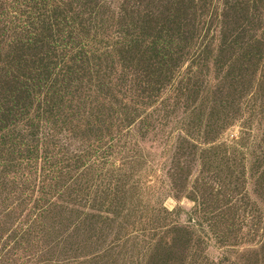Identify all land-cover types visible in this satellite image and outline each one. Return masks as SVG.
<instances>
[{"label": "trees", "instance_id": "trees-1", "mask_svg": "<svg viewBox=\"0 0 264 264\" xmlns=\"http://www.w3.org/2000/svg\"><path fill=\"white\" fill-rule=\"evenodd\" d=\"M0 47L7 85V102L0 108L6 107L4 114L12 121L4 129L14 128L1 137L14 157L5 168L21 175L30 168L27 181L42 194L34 201L35 221L42 222L37 219H45L60 200L66 211L97 212L93 230L100 220H120L119 231L127 251H137V264H201L207 249L199 238L188 239L193 248L188 255L178 261L171 257L177 229L186 240L196 227L176 226L174 214L163 205H127L128 190L122 188L139 190L148 199L164 191L158 189L164 180L142 157V149L131 148L134 128L143 132L148 109L157 110L145 122L158 118L165 127L183 108L179 164V157H188L183 147L188 140L195 142L193 149L212 145L237 121L229 116V105L244 111L243 103L249 109L264 103V0H0ZM212 104L222 105L216 115L222 119L214 122L212 114L204 119ZM260 115L249 116L264 119ZM88 128L97 130L95 143L72 151V141ZM253 133L243 124L241 142L253 139ZM143 166L146 175L155 173L153 181L131 183ZM107 168L115 184L101 192L91 176ZM183 173L174 167L165 174L176 193H182L178 184L188 177L187 170ZM256 175L255 186L262 190L264 175ZM198 195L203 202H197L196 215L205 207ZM256 223H264L261 215ZM256 248L264 252V240ZM256 264H264V258Z\"/></svg>", "mask_w": 264, "mask_h": 264}, {"label": "rangeland", "instance_id": "rangeland-1", "mask_svg": "<svg viewBox=\"0 0 264 264\" xmlns=\"http://www.w3.org/2000/svg\"><path fill=\"white\" fill-rule=\"evenodd\" d=\"M3 49L0 47V63L4 58ZM0 67L1 106L2 103L7 102V85L1 64ZM214 76L215 74L211 79ZM212 82V85H216V81L212 80ZM243 104L244 111L229 105L228 114L230 117L237 116V121L227 127L216 143L193 149L196 147L195 142L188 140L187 145H183L186 148L184 150H188H183L188 157H179V164L175 159L180 147L178 129L186 118L183 108L167 120L165 127L157 122L158 118L156 123L145 122L157 110L148 109L143 117V132L139 133L141 129L139 126L134 128L136 137L132 141L131 148H135L136 151L142 149V157L151 163L154 171H157L158 178L162 177L164 180L163 186L157 185L158 189L164 191L159 192L160 195H152V197L150 195L151 198L148 199L144 197L145 193L139 190L122 188L128 190V196L125 198L128 199L127 205L131 202L139 208L147 205H150V208L163 205L166 211L174 214L171 218L176 221V226L183 227L184 230H188V226L196 227L193 231L189 229L191 236L183 237L187 238L186 240H181L183 231L177 229L176 236L179 240L171 254V257H175L173 261H178L180 256L188 255L193 249L188 241L196 242L198 238L203 241V246L207 249L205 254L207 257L203 256L201 264H256L258 259L264 258V252L255 251L256 244L264 240V223L262 226L256 223L259 215L264 221V186L259 190L255 186L257 177H253V175L258 176L256 175L258 173L264 175V119L250 118L253 112L260 113V117L264 116V103L251 104L250 109L247 103ZM210 107L216 110L211 113ZM221 107L222 105L217 104L209 105L205 109L204 119L211 114L212 122L222 119L216 116L220 112L217 109ZM5 110L6 107L3 105L0 108V264H137V251H127L126 237H123L119 231L120 220L108 223L100 220V223L94 226V229L98 230H93L92 215H98L97 212H85L84 208L78 207L68 208L66 211L61 207L63 203L55 200L60 205L53 207L52 213L45 219H37L42 222L35 221L39 211L33 209L37 207L34 201L42 198V194L37 188L36 190L32 188L27 181L30 179L27 178L30 168L24 170L25 173L22 175L15 168H5L8 161L14 158L9 157L1 140L2 136L14 130L12 125H9L8 130L4 129L6 124L12 123L4 114ZM190 117L193 118L191 111ZM243 124L251 126L254 133L253 139L241 142L240 132ZM203 125H206V121ZM259 129L262 130L260 135ZM96 131L95 128L90 130L88 128L87 131L82 129L78 137L72 141L74 145L72 151L93 145ZM9 146L10 144H7V148ZM240 146L246 147L240 148ZM212 147H214L212 151L208 150ZM23 153L26 158V151ZM254 163L258 167L257 173H253ZM25 166L27 168V164ZM174 167L177 171H182V174L188 171L186 182L178 184L182 193L173 191L165 177V174L170 173ZM146 171V166L138 169L131 183L152 182L150 178L155 173L146 175ZM112 172V169L107 168L103 173L96 171L92 174L94 186L99 184L101 192L114 187L115 176ZM37 187L40 188V185L37 184ZM201 193L205 207L196 215L194 211L199 207L197 202H203V199H196ZM133 196L135 199H132ZM106 217L107 215L103 214V218ZM134 219V217L130 218L132 221ZM195 220L201 223V226H192ZM144 222H140L139 227L143 226ZM29 224L31 226L34 224L31 231H27ZM257 229L259 230L256 231ZM168 263L172 264V262Z\"/></svg>", "mask_w": 264, "mask_h": 264}]
</instances>
